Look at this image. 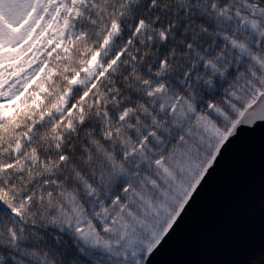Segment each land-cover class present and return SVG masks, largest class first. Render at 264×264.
<instances>
[{
	"label": "clouds",
	"instance_id": "obj_1",
	"mask_svg": "<svg viewBox=\"0 0 264 264\" xmlns=\"http://www.w3.org/2000/svg\"><path fill=\"white\" fill-rule=\"evenodd\" d=\"M258 120L264 0H0V264H154Z\"/></svg>",
	"mask_w": 264,
	"mask_h": 264
},
{
	"label": "water",
	"instance_id": "obj_2",
	"mask_svg": "<svg viewBox=\"0 0 264 264\" xmlns=\"http://www.w3.org/2000/svg\"><path fill=\"white\" fill-rule=\"evenodd\" d=\"M264 245V120L237 128L167 233L154 264H229Z\"/></svg>",
	"mask_w": 264,
	"mask_h": 264
}]
</instances>
